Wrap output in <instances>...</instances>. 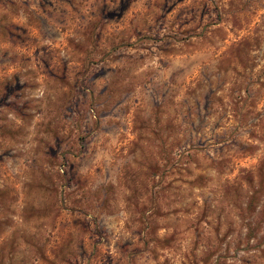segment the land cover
Returning a JSON list of instances; mask_svg holds the SVG:
<instances>
[{
    "label": "rangeland",
    "instance_id": "obj_1",
    "mask_svg": "<svg viewBox=\"0 0 264 264\" xmlns=\"http://www.w3.org/2000/svg\"><path fill=\"white\" fill-rule=\"evenodd\" d=\"M0 264H264V0H0Z\"/></svg>",
    "mask_w": 264,
    "mask_h": 264
}]
</instances>
